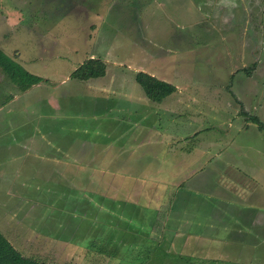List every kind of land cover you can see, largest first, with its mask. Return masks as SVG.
I'll use <instances>...</instances> for the list:
<instances>
[{
  "label": "rangeland",
  "instance_id": "obj_1",
  "mask_svg": "<svg viewBox=\"0 0 264 264\" xmlns=\"http://www.w3.org/2000/svg\"><path fill=\"white\" fill-rule=\"evenodd\" d=\"M0 50V232L23 256L169 264L163 238H189L173 258L264 264V131L242 115L264 123V0H0ZM90 58L105 76L75 79ZM139 72L177 91L153 102Z\"/></svg>",
  "mask_w": 264,
  "mask_h": 264
},
{
  "label": "trees",
  "instance_id": "obj_2",
  "mask_svg": "<svg viewBox=\"0 0 264 264\" xmlns=\"http://www.w3.org/2000/svg\"><path fill=\"white\" fill-rule=\"evenodd\" d=\"M2 52L3 51L0 50V67L4 72H9L11 69L8 65L7 59L4 57L5 55ZM105 74L106 64L101 59L90 58L78 69H76L72 76L80 81H88L90 79L104 77ZM11 76L12 81L17 83L22 89H27L33 84H39L40 82L39 79L27 73L19 75L17 72L13 71ZM135 79L137 83L143 88L146 96L156 103L162 102L166 97L174 94L177 91V88L172 84L159 80L146 72L137 73ZM242 115L246 116L250 121H253V123H255L260 130L264 131V123L260 121L258 117L249 116L245 111H242ZM0 264L39 263L35 259L23 256L0 232Z\"/></svg>",
  "mask_w": 264,
  "mask_h": 264
},
{
  "label": "crops",
  "instance_id": "obj_3",
  "mask_svg": "<svg viewBox=\"0 0 264 264\" xmlns=\"http://www.w3.org/2000/svg\"><path fill=\"white\" fill-rule=\"evenodd\" d=\"M135 240H136V242H140L141 241L139 239V237H136ZM162 241H163V243L165 245H167V247L165 248V250H164L163 253H164V256L166 257L165 260H169V264H221L220 261L217 258L216 259H214V258H199L195 262L188 261V259H189L188 257H182V256H180V259H179L178 256H174L176 258H173L171 256V252H170V250L173 248V246L174 245H179L181 248H184L190 242V239L189 238L181 239L178 242H177V240L173 241L171 239L163 238ZM146 243L148 244V240H147ZM169 248H170V250H169ZM133 251H135L134 254H137V256H138L139 253H140V247L136 248Z\"/></svg>",
  "mask_w": 264,
  "mask_h": 264
},
{
  "label": "flooded vegetation",
  "instance_id": "obj_4",
  "mask_svg": "<svg viewBox=\"0 0 264 264\" xmlns=\"http://www.w3.org/2000/svg\"><path fill=\"white\" fill-rule=\"evenodd\" d=\"M245 13H246V10L244 9Z\"/></svg>",
  "mask_w": 264,
  "mask_h": 264
}]
</instances>
